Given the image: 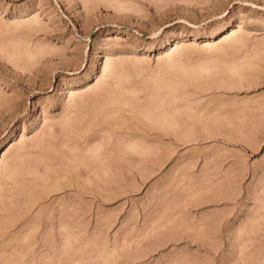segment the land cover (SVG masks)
<instances>
[{
	"label": "rangeland",
	"instance_id": "rangeland-1",
	"mask_svg": "<svg viewBox=\"0 0 264 264\" xmlns=\"http://www.w3.org/2000/svg\"><path fill=\"white\" fill-rule=\"evenodd\" d=\"M107 1L0 0V264H264V0Z\"/></svg>",
	"mask_w": 264,
	"mask_h": 264
},
{
	"label": "bare ground",
	"instance_id": "bare-ground-1",
	"mask_svg": "<svg viewBox=\"0 0 264 264\" xmlns=\"http://www.w3.org/2000/svg\"><path fill=\"white\" fill-rule=\"evenodd\" d=\"M109 1V3L110 2H112V1H117V4L120 2L119 0H108ZM107 1V2H108ZM119 1V2H118ZM122 2L121 3H123V1L124 0H121ZM88 2V1H87ZM125 2V1H124ZM126 3V2H125ZM124 3V4H125ZM111 4V3H110ZM116 5V4H115ZM118 6V5H117ZM35 19V18H34ZM34 19H32V20H34ZM29 21H31V20H29ZM18 22H19V20H18ZM25 22V21H24ZM36 22H37V20H36ZM35 22V23H36ZM26 23V22H25ZM18 25H20V23H17ZM224 34V38H223V40H222V42L224 41V42H226L227 44L226 45H224V44H222V43H218V44H213L212 42H211V40L210 39H208L207 40V43H205L206 45H204V47L207 49H216V50H220V51H222V52H227V48L228 47H232L233 45H236L237 43H242L241 41L243 40V36L239 33V31L238 30H231V31H227V32H225V33H223ZM24 35V34H23ZM19 39H21V38H19ZM11 40V39H10ZM16 41V40H15ZM214 41V40H213ZM9 42H11V41H9ZM8 42V43H9ZM13 42V41H12ZM5 43H7V42H5ZM7 43V44H8ZM28 43V42H27ZM239 43V44H240ZM14 44H15V42H14ZM3 45V44H2ZM15 45H17V44H15ZM14 45V46H15ZM21 44H19V46H20ZM172 46L168 49V51L166 50L165 52L163 51L162 52V56H160V62H162V61H164V62H166V64H167V66L170 68V69H172V70H174V69H177L176 67H178L180 64H181V68H184L182 71H183V73H182V71H181V75L182 76H184V77H188L189 78V80H194V77L192 76L193 74L189 71V70H187L186 69V67L188 66L189 68H191V66H189V65H186V67L182 64V62L183 61H181V63H180V60H179V58L181 57V52H182V46L180 47L179 45H178V42H174V44L172 43L171 44ZM13 46V45H12ZM236 47V46H235ZM25 48V47H24ZM237 48V47H236ZM0 50H2V51H6V47L5 46H1L0 47ZM239 50V49H238ZM261 50V49H260ZM14 51V50H13ZM24 51V50H23ZM23 51H19V55L21 56H23ZM46 51V50H45ZM15 52V51H14ZM26 53H28L27 51H25ZM30 52V51H29ZM43 52V51H42ZM247 52V51H246ZM15 53H17V51L15 52ZM35 55H36V53L35 52H33ZM32 53V54H33ZM29 54V53H28ZM31 54V55H32ZM185 54V53H184ZM26 55V54H25ZM30 55V56H31ZM112 55V54H111ZM111 55H109V54H107L106 56V60H105V62H104V65H103V68L101 67V69H103V73H102V77H106L109 73H110V68H111V64H112V61H111ZM246 55H247V53H246ZM183 56V55H182ZM244 56V55H243ZM10 57V56H9ZM14 57V56H13ZM245 57V56H244ZM29 59H30V57H28ZM18 59V58H17ZM16 59V60H17ZM187 59V58H186ZM242 59V58H241ZM246 59V58H245ZM244 58H243V60H240L241 62H238V61H233V63H231L229 66H230V72H232L231 73V75L233 74V76H237L239 79H244V77L246 76V74H245V71H246V69L244 70V71H241L242 70V68L243 67H245V65L247 64L245 61ZM252 59V58H251ZM112 60H114V59H112ZM203 61V60H202ZM214 61V63H215V59L213 60ZM248 61V60H247ZM135 62V61H134ZM218 62V61H217ZM187 63V62H186ZM197 64H198V62H196ZM208 63H209V61H208ZM208 63H205V65L204 66H202L203 64L201 63V66L200 65H198L199 66V68H201L202 70H205V71H209V69H211V68H213V65H209ZM219 63V62H218ZM222 63V62H221ZM194 64V63H193ZM207 64V65H206ZM223 64V63H222ZM192 65V64H191ZM196 65V64H195ZM248 65H251L252 66V63H248ZM115 72L113 71V73H116L115 75L117 76H115L114 78L116 79V81H115V85H116V87L118 88V92L120 93V95H125L124 94V92L125 91H127V93H129L130 94V98L132 97L131 95H133V97H134V95L136 94L137 95V91L135 90V89H132V88H127V85H126V87L124 86V83H125V81L126 80H128V78L130 77V75H129V73H128V70H127V68H126V66L124 65V62L122 61V62H119L118 64L116 63L115 65ZM182 66H184V67H182ZM257 66H260V65H257ZM161 67V66H160ZM217 67V66H216ZM250 66H248V68H249ZM199 68H197L196 67V69L199 71L200 69ZM261 68V67H260ZM192 69V68H191ZM193 69L194 70H196L195 69V67L193 66ZM192 69V70H193ZM219 69V68H218ZM259 69V68H258ZM113 70V69H112ZM165 70V69H164ZM179 70H180V66H179ZM187 70V71H186ZM191 70V71H192ZM193 70V71H194ZM196 70V71H197ZM212 70V69H211ZM210 70V71H211ZM178 71V70H177ZM215 71V70H214ZM219 71V70H218ZM112 72V71H111ZM220 72V71H219ZM253 72H255V71H253ZM154 73V72H153ZM179 73V72H178ZM210 73H212V72H210ZM214 73V72H213ZM195 74V73H194ZM218 74H220V73H218ZM229 75H230V73H228ZM164 75V74H163ZM197 75V74H196ZM214 75V74H213ZM224 75H226V74H224ZM252 75V74H251ZM111 77H112V74L110 75ZM173 76V75H172ZM218 76V75H217ZM216 76V77H217ZM232 76V77H233ZM101 77V78H102ZM178 77V76H177ZM216 77H215V79H216ZM221 77V76H220ZM231 77V78H232ZM153 78V77H152ZM175 78V77H174ZM200 78H202V77H200ZM213 78V77H212ZM226 78V77H225ZM251 78V77H250ZM107 79H108V77L107 78H104L103 80H106L105 82V84H107L108 82H107ZM150 79V78H149ZM184 79V78H183ZM229 79V78H228ZM232 79H234V77L232 78ZM100 80V81H99ZM103 80L101 81V79H98V82H97V86H98V83H99V85H102V84H100V82H102L103 83ZM175 80V79H174ZM200 80H202V79H200ZM227 80V79H226ZM177 81V80H176ZM214 81V80H213ZM239 81V80H238ZM238 81H237V83H238ZM111 82H113V81H111ZM200 82V81H199ZM240 82V81H239ZM110 83V82H109ZM109 83L107 84V86H109ZM250 83V82H249ZM104 84V83H103ZM114 84H112L113 86H114ZM126 84V83H125ZM170 84V83H169ZM172 84H174V83H172ZM177 84V83H176ZM184 84V83H183ZM192 84V83H191ZM219 84V83H218ZM246 84V83H245ZM110 85H111V83H110ZM230 85V84H229ZM167 86V85H166ZM169 86V85H168ZM174 86V85H173ZM223 86H226V85H223ZM228 86V85H227ZM238 86V85H237ZM243 86V85H242ZM110 87V86H109ZM108 87V88H109ZM183 87V86H182ZM220 87H222V86H220ZM97 88V87H96ZM111 88V87H110ZM154 89V88H153ZM176 89L177 88H175V91H176ZM123 90H125V91H123V93H122V91ZM156 90V89H155ZM157 90H159V88L157 89ZM126 93V92H125ZM74 94V93H73ZM117 95H119L118 93H116ZM169 94V96L168 97H170V93H168ZM72 95V94H71ZM111 95V94H110ZM117 95H115L117 98H120V96H117ZM135 95V96H136ZM165 95V94H164ZM167 95V94H166ZM104 96V95H103ZM149 96V95H148ZM150 96H151V93H150ZM73 97H74V95H73ZM102 97V96H101ZM109 97V96H108ZM167 97V96H166ZM177 98V100L179 99L180 100V98L178 97V95L176 96ZM110 98V97H109ZM112 98V97H111ZM117 98H115V101L116 100H119V99H117ZM129 98V100L130 101H132L131 99ZM152 98V97H151ZM174 98V97H173ZM124 99V98H123ZM123 99L122 100H120V102H121V104H122V101H123ZM128 99V98H127ZM127 99H126V102H128V103H130L129 101H127ZM163 99V98H162ZM137 100V99H136ZM175 100V99H174ZM249 100V99H248ZM248 100H247V102H248ZM257 100V99H256ZM83 101V100H82ZM81 101V102H82ZM110 101H111V99H110ZM159 101H161V99L159 100ZM165 101V100H164ZM167 101H169V99L167 100ZM246 101V100H245ZM244 101V102H245ZM109 101H107V103H108ZM136 102V101H135ZM145 102V101H144ZM162 102V101H161ZM171 102V101H170ZM169 102V103H170ZM254 102V101H253ZM263 102V101H262ZM133 103V101L131 102V104ZM174 103V102H173ZM242 103V102H241ZM246 103V102H245ZM138 104V103H137ZM157 104V103H156ZM159 104V103H158ZM175 104V103H174ZM253 104H255V103H253ZM262 104V103H261ZM125 105L127 106V104L125 103ZM155 105V104H154ZM162 105V104H161ZM181 105V104H180ZM241 105V104H240ZM243 105V104H242ZM256 105V104H255ZM148 107H149V105H147ZM195 106V105H194ZM208 106V105H207ZM261 106V105H260ZM135 107H137V106H135ZM222 107V106H221ZM246 107V106H245ZM252 107H254V106H252ZM132 108V107H131ZM158 108V107H157ZM162 108H164V107H162ZM177 108V107H176ZM247 108V107H246ZM259 108H261V107H259ZM136 109V108H135ZM175 109V108H174ZM186 109H188V108H186ZM201 109V108H200ZM252 109V108H251ZM253 109H256V108H253ZM264 109V108H263ZM262 109V110H263ZM152 110V109H151ZM163 110V109H162ZM181 109H179V112H181L180 111ZM198 111V110H197ZM218 111V110H217ZM220 111V110H219ZM162 112V111H161ZM174 114L173 113H170V112H168V110H165V112L163 113V114H160L161 116L159 117L158 116V118L156 119V118H154L155 117V115L154 114H149V113H147L148 114V118L150 119V120H153V122L154 121H156V122H158V123H160V124H162L163 125V127H164V125H167V126H171L172 128H181V126H182V124H181V121L178 119V118H176V114H177V112H178V110H174ZM216 112V111H215ZM152 113V112H151ZM140 114H141V112H140ZM179 114V113H178ZM199 114V113H198ZM205 114V113H204ZM72 116H73V114H71ZM226 115V114H225ZM228 115V114H227ZM197 116V115H196ZM202 116V115H201ZM69 117V116H68ZM199 119V118H198ZM211 121V120H210ZM66 122V121H65ZM218 122H220V121H218ZM75 123V122H74ZM213 123V122H212ZM154 124V123H153ZM157 124V123H156ZM206 124V123H205ZM221 124V123H220ZM69 126V125H68ZM159 126V125H158ZM161 126V125H160ZM207 126V125H206ZM203 130V129H202ZM212 130V129H211ZM174 132H175V129H174ZM24 133V132H23ZM192 134V133H191ZM16 135V134H15ZM22 135H24V134H21V136ZM185 135V134H184ZM186 136V135H185ZM17 138V137H16ZM12 141V139H10L9 140V142H11ZM141 141V140H140ZM145 141V140H144ZM145 143V142H144ZM124 144H126V142L124 143ZM146 145H143L142 144V142H139L138 140H131L129 143H128V148L129 149H134L133 151H135V150H139V151H142V152H146V151H149V149H148V144L149 143H145ZM100 145L101 144H99V145H97V146H99L100 147ZM123 145V144H122ZM121 145V146H122ZM97 146H95V147H97ZM102 147V146H101ZM101 147H100V149H101ZM120 147V146H119ZM127 148V147H126ZM125 148V149H126ZM122 149V148H121ZM123 150V149H122ZM153 150H154V147H153ZM96 151H99V150H96ZM101 154H102V149H101ZM151 152V151H150ZM4 153H6V152H4ZM88 153V152H87ZM98 153V152H97ZM96 153V154H97ZM123 153H124V151H123ZM148 153V152H147ZM100 154V153H99ZM98 154V155H99ZM150 155V154H149ZM5 156V155H4ZM103 156V155H102ZM88 157V156H87ZM90 157V156H89ZM88 157V158H89ZM81 159V158H80ZM84 159V158H83ZM105 161V160H104ZM77 162V161H76ZM100 162V161H99ZM111 166V165H110ZM103 167V166H102ZM109 167V166H108ZM4 170H5V168H4ZM100 170V169H99ZM5 171H6V173H5ZM4 171V173L5 174H9L10 173V170L9 169H6ZM29 171H31V170H29ZM69 171V170H68ZM108 171V170H107ZM104 173V172H103ZM55 174V173H54ZM63 174V173H62ZM107 174V173H106ZM65 176V175H64ZM103 176V175H102ZM104 177H106V176H104ZM108 177H109V175H108ZM45 178V177H44ZM106 179V178H105ZM67 224V223H66ZM65 227V229H69L68 228V225L67 226H64ZM74 227H75V225H74ZM78 228V227H77ZM71 229H73V228H71ZM65 231V230H64ZM69 232V231H68ZM71 234V233H70ZM69 233H68V237H67V240H68V243L70 242V237H69V235H70ZM74 235V234H73ZM71 236V235H70ZM74 239V238H73ZM65 243V242H64ZM66 243H67V241H66ZM64 247V246H63ZM67 250V249H66ZM17 258H19V257H17ZM9 263V262H8Z\"/></svg>",
	"mask_w": 264,
	"mask_h": 264
}]
</instances>
